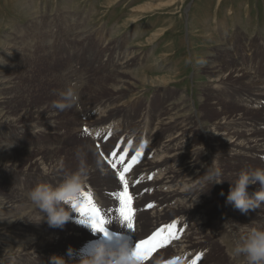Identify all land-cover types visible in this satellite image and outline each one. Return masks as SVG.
Instances as JSON below:
<instances>
[{
  "label": "bare ground",
  "instance_id": "bare-ground-1",
  "mask_svg": "<svg viewBox=\"0 0 264 264\" xmlns=\"http://www.w3.org/2000/svg\"><path fill=\"white\" fill-rule=\"evenodd\" d=\"M121 1L123 0H115L114 4ZM131 1L133 2V0ZM161 5L156 4V9H160ZM43 14L46 13L43 12ZM61 20L64 23L67 22V15L65 17L63 15ZM37 21L34 23L36 29L33 32L43 33L40 36L35 34L38 39L34 37L25 39L21 38L22 35H19V37L16 36V39L19 38L17 40L18 44L12 45L9 42L10 38H7L0 47L1 131L13 129L21 133L23 132L22 129L26 128L32 133L42 135L55 127L57 112L54 110L41 108L28 115L12 107L13 96L11 91L16 85L10 77L9 63L16 60L18 53L31 58H34V53H37L36 55L43 54L45 59H51L48 67L52 70L50 71L53 73L57 86L54 89V94L59 99L60 92L64 91L71 82L78 81L79 74L86 73L85 66L79 67L81 64L78 63V59H75L77 61L75 67L73 63L66 64L64 58L63 61L61 60L64 63L62 65L63 69L61 68L57 73L54 68L50 67L56 65V58L52 54L53 51L50 50L52 40L47 43L44 33L51 32V34H59L61 37L62 35L53 31L57 28L53 23L40 25ZM85 24L69 25L70 29L65 30L72 34L78 31L76 32L77 36H63L69 47H73L71 48L73 52L79 51L83 43L95 42L98 49L100 48L98 43H101V46H106L105 41H93V37L85 35V32L80 34L82 31L94 29V27ZM163 31L164 29L159 30L156 34L157 39ZM37 41L39 44L35 45ZM232 41V39L227 38L223 47L229 55L237 51L235 43ZM260 46L254 42L245 43L248 58L236 57L235 62H232V64L220 62L221 64L214 72L215 75L221 74L222 82L225 80L224 70H228L230 74H235L234 77L238 80L237 85L242 90L239 98L245 99L246 104L251 103L253 105L250 109L254 114L250 121H245L243 116L240 115L231 120H220L219 118L205 123L201 110L195 104L192 106L190 96L184 94L170 98L168 104L163 109L157 110L154 119H150V121L148 116H136L132 111L137 98L134 100L128 98L140 94L141 90L138 88V84L144 86L146 81L140 82L132 75L131 71H128L131 65L129 58L131 55L128 50L127 53L123 52L124 55L117 52L118 54L110 58L107 68L109 67L111 70L109 69L108 73L104 71L106 74H101L96 79L93 78L92 81L88 79L84 83V86L79 89L80 101L76 106L61 111L62 115L71 113L67 119L69 131H72L70 135L78 134L80 137V143L75 144L78 146L67 152L68 160H72L71 156L74 159L77 158L78 162H80L81 157L86 159L90 174L85 191L91 192L92 195L97 193L99 205H95L105 214V219L111 221L105 224L107 235L93 231L90 226L86 227L75 223L74 220L78 218V213L72 214L73 221L68 222L62 230L50 227L46 218L38 224L30 222V219L35 220L42 215L28 199V193L36 186L30 187L29 190L25 189L22 184L12 185L11 180L19 175L34 180L39 176L42 177L43 181L47 177L46 180L49 179L50 185L55 187L63 183L66 176L60 170L61 163L47 159L41 153H37V157L30 161L31 163L27 168H23L24 170L18 172L22 169L20 168V161L11 157V149L8 144H1L0 142V264H32L42 254H45L43 256L46 257H61L68 264L66 257H71L74 254L73 257H75L77 253V255L86 258L90 250L96 245L103 244L112 248V239L116 235L119 238L128 240L130 245L134 247L141 240L149 239L157 232L161 233L160 239L166 243L165 248H156L155 253L165 250L164 256L166 258L159 260L161 263L165 260H173L179 264H191L199 256L197 253L200 251L199 249L214 241L207 234L204 221L193 222L195 215H198L201 211L198 201L201 195L199 191L195 190V184L189 185L192 180L200 183L210 169L212 163L211 148L216 146L220 155L227 153L241 155L247 161H250L253 157L259 158L261 156L264 162V130L261 128L264 126V117L258 118L264 112V84L262 82L264 63L261 72L257 70L256 65L259 58L264 56ZM56 48L54 50H57ZM116 50L120 49L117 48ZM93 58L89 57L88 59L95 67L106 63V60L101 61L102 57L100 56H93ZM254 64L256 66L253 67ZM87 66L90 67V65ZM53 77L48 74V81L54 83ZM104 79H110L108 87L116 96L107 100L100 99L98 104L94 103V98H97L101 92L99 83ZM95 105H99L101 108L90 118L88 114L95 109ZM255 114L256 118L254 117ZM120 117L131 118L130 125L123 129V127L116 126L114 122H111ZM154 121L156 122L154 123ZM147 125H150L151 128L154 126V128L150 130ZM253 125L261 128L262 132L255 129ZM114 126L119 128V132L113 131ZM86 129L87 131L84 132ZM175 129L179 130L177 135H172L161 142L162 136ZM132 132L135 133V140L130 136ZM97 133H99V136H97ZM50 134L57 135L56 132ZM142 136L148 142L146 149L138 151L134 146H128L125 150L134 160L129 173H125L128 194L132 198L131 208L134 228L131 230L127 228L118 213L114 211L119 207V202L116 199L117 193L119 194L124 190V185L119 180L117 167L112 168V163H108V166L101 157V151L106 146L114 144L118 137L124 139L125 143L129 142V145H135ZM54 137L61 142L64 140L60 136L58 138ZM112 147L106 148L108 154L113 150ZM132 150L134 151L132 152ZM33 151L35 149L29 145L23 149V157H27ZM137 152L142 154L137 157ZM122 154L123 151L120 150V155L123 156ZM152 155H155V157L152 158ZM68 164L70 162L66 163L64 167ZM260 168H264V163ZM191 174L193 175L190 177ZM212 187L215 188L213 193L214 203L218 205L221 211V235L242 238L253 228L260 226L264 228V220L252 217L243 223L242 228H238L233 223L234 221H232L230 215L222 208L226 201V195H221L222 191L217 189V184ZM258 190V184L248 188L250 194ZM149 209L151 210L148 213H142ZM183 222H192V224L190 227L184 228ZM177 224L185 232L178 230L176 228ZM172 225H175V227L170 228L169 226ZM170 233L175 238L171 239V243L168 245L167 239ZM48 238L57 240L55 244L57 246L47 249L44 244ZM64 242L75 243L74 246L77 245L78 248L58 246ZM89 245L91 247L88 248ZM69 249H72L71 256L68 253ZM155 253L144 260V264H156L151 263V260H153L151 257ZM159 254H162V252L157 255ZM208 258L210 256H206L204 260ZM228 264H243V257H236Z\"/></svg>",
  "mask_w": 264,
  "mask_h": 264
},
{
  "label": "rangeland",
  "instance_id": "rangeland-1",
  "mask_svg": "<svg viewBox=\"0 0 264 264\" xmlns=\"http://www.w3.org/2000/svg\"><path fill=\"white\" fill-rule=\"evenodd\" d=\"M114 3L115 0H0V47L7 38H10L9 42L12 45L18 44L19 38L16 39V36L19 37V35L25 39L29 37L38 39L36 35L40 36L43 33L33 32L36 29L34 23L37 20L40 25L53 23L57 27L53 31L59 32L62 37L59 34H51V32L44 33L47 43L52 40L50 50L53 51L52 54L56 58V65L50 67L54 68L57 73L64 65L62 63L64 58L66 64L73 63L75 67L78 61L81 64L80 68L86 67V73L79 74L77 82L88 79L92 81L93 78L96 79L101 74L108 73L109 69L111 70V68H107L110 58L118 53L124 55L123 52L129 51L131 65L128 71H131L132 75L140 82L146 81L144 86L138 84V88L141 90L140 94L128 98H133L132 100L137 98L132 111L136 116H148L150 121V119H154L157 110L163 109L168 104L170 98L184 94L190 96L192 106L195 104L201 110L205 123L219 118L220 120H231L240 115L245 121L252 119L254 112L250 108L253 105L246 104L245 99L239 98L242 90L237 85L238 80L234 77L235 74L224 70L225 80L222 82L221 74L215 75L214 72L218 69L220 62L232 64L236 57L248 58V52L245 50L247 42L261 45L260 49L264 52V0H133V2L123 0ZM156 4H162L160 9H156ZM63 15L64 17L67 15L65 23L61 20ZM134 16L137 17L134 18ZM84 23L94 29L82 31L80 34L85 32V35L93 37V41H105L106 46H101L102 44L98 43L100 46L98 49L95 42L83 43L79 51L73 52L71 49L73 47H69L64 37L67 35L77 36L76 32L78 31L72 34L65 30L70 29L69 25L76 26V24ZM160 29H164V31L158 35L157 39L156 34ZM98 31L99 33H97ZM227 38L232 39L237 48V51L232 55H229L223 48ZM38 44V41L35 42V45ZM55 47L57 50H54ZM117 48L120 50H116ZM34 54V58H31L18 53L16 60L9 63L10 77L16 85L11 91L12 107L28 115L41 108L54 110L57 112L55 127L42 135L32 133L26 128H23L21 133L10 128H8L9 131L0 130V142L8 144L11 149V157L20 161L22 169L18 172L27 168L30 161L37 157V153H41L47 159L61 163L60 170L67 176L75 172L79 166L80 162L77 158L74 159L71 156L72 160H68L67 152L78 146L75 144L80 143V137L78 134L70 135L72 131H69L67 119L71 113L62 115L61 111L54 107V103L58 102L59 98L54 94V89L57 86L52 70L48 67L51 59H45L43 54ZM93 56L102 57L101 61L106 60V63L95 67L88 59L89 57L94 59ZM263 63L264 56L260 57L256 64L259 72L263 68ZM256 65L254 64L253 67ZM48 74L52 75L54 83L48 81ZM145 76L148 78H143ZM262 82L264 84V76ZM109 83L110 79H104L99 83L101 92L97 98H94V103L98 104L100 99L107 100L116 96L109 89ZM95 106V109L88 114L90 118L101 108L99 105ZM254 117H257L256 114ZM261 117H264V112L258 118ZM130 121L129 117H120L111 122L124 129L130 125ZM147 126L150 127V130L154 128V126L152 128L150 125ZM254 128L261 132V128L264 130V126L261 128L254 126ZM52 132H56L57 135H51ZM84 132L86 131L84 130ZM178 133L177 129L171 131L161 137V142ZM54 136L57 138L60 136L64 140L61 142ZM142 138L146 140L145 137L142 136ZM114 144H110L106 148L114 146ZM29 145L35 151L30 152L27 157H23V149ZM122 145L117 150L118 157L121 156ZM128 146L129 142L125 143L124 151ZM106 148L101 151V157L109 166L108 163L111 162L106 159L108 156ZM126 153L128 154V152ZM211 153L210 168H218L222 173L220 179L223 181L217 184V189H220L226 197L231 183L238 179L242 171L260 168L264 163L261 156L253 157L247 161L241 155L232 153L220 155L216 146L211 148ZM122 155L125 157L124 153ZM153 157L155 155H152ZM68 162L70 164L64 167ZM121 170L117 168L116 171L120 172ZM46 178L43 181L39 176L34 180L19 175L11 180V184H22L25 189L30 190V187L37 186L41 182L50 185V180H46ZM191 184H195V190L200 192L202 198L198 200L201 211L195 215L193 222L204 221L207 234L214 240L199 249L200 251L197 253L200 260L197 261V264L231 263L232 259H236L231 251L233 238L231 235L220 234L221 211L214 203L215 188L210 185H208L211 187L209 190L208 187H203L204 179L200 183L192 180L189 185ZM222 208L230 215L238 228H242L243 223L250 217L264 220V204L259 209L250 210L247 214H241L232 205L226 204V201ZM150 210L142 213H148ZM183 224L184 228H188L192 222H183ZM56 243L57 240L54 238H48L45 240L44 246L49 249L52 246H57ZM74 244L64 242L58 246L78 248ZM87 247L89 248L91 245ZM160 252L162 254H159L155 260L150 258L151 263L166 258L165 250H161L155 255ZM43 255L45 254L39 256L32 264H51L52 256ZM74 255L65 258L68 264H80L83 257L77 253L75 257H73ZM206 256H210V258L204 260ZM161 264L179 263L165 260Z\"/></svg>",
  "mask_w": 264,
  "mask_h": 264
},
{
  "label": "clouds",
  "instance_id": "clouds-1",
  "mask_svg": "<svg viewBox=\"0 0 264 264\" xmlns=\"http://www.w3.org/2000/svg\"><path fill=\"white\" fill-rule=\"evenodd\" d=\"M204 63V61H201ZM86 81H73L64 91L59 93V101L54 103V107L60 111L70 109L78 104L79 89L84 86ZM114 132H119V128L113 127ZM135 140V133H130ZM138 151L147 148L148 142L141 138L135 145ZM79 155V154H78ZM90 169L86 159L80 158V163L75 172L68 174L63 183L53 187L52 185L41 183L28 193V199L38 209L42 215L35 220H29L33 223H40L46 218L47 223L52 228L64 229L65 225L73 221V213H78V218L74 222L89 227L86 216H82L78 211L83 206L81 194L85 191ZM222 173L218 168H210L204 176L203 187H211L221 183ZM259 185V190L250 194L248 188L253 185ZM208 187V190L211 188ZM207 190V191H208ZM221 195H224L221 192ZM226 204H230L241 212L247 214L250 210H256L264 204V168L242 171L238 179L231 183L226 197ZM111 221H108L110 223ZM232 255L243 257V264H264V228H253L247 236L242 238H233L231 241ZM69 256L72 255V249L68 250ZM51 264H66L61 257H52ZM80 264H144L143 258L136 252L135 246L132 247L125 242L118 248L112 249L103 244L96 245L89 252L86 258L81 259ZM156 264H161L157 261Z\"/></svg>",
  "mask_w": 264,
  "mask_h": 264
},
{
  "label": "snow or ice",
  "instance_id": "snow-or-ice-1",
  "mask_svg": "<svg viewBox=\"0 0 264 264\" xmlns=\"http://www.w3.org/2000/svg\"><path fill=\"white\" fill-rule=\"evenodd\" d=\"M85 131H87V129ZM97 136H99V133H97ZM141 154H142L141 152H137L136 155L137 157H139ZM111 167L114 169L117 167L115 159H113ZM129 171H130V166L124 167L119 172V180L124 185V190L116 196V199L119 202V207L116 208L114 211L118 213L120 219L127 225V228L132 230L134 228L133 212L131 208L132 198L128 194V183L125 177V173ZM81 198L83 201V206L78 209L80 214L82 216L87 217L86 222L93 231L101 232L104 233V235H107L105 224L108 223V221L105 219V214L102 213L100 208H98L95 205V202L92 197V193L84 191L81 194ZM169 227L174 228L175 225ZM160 236L161 233L157 232L149 239L141 240L139 243L135 244L136 252L143 258V260L148 259L149 253L154 251L158 246H162L165 243L164 240L160 239ZM173 238H175L174 235L170 233L168 239H173ZM199 260L200 257L197 256L195 260H193L192 264H197V261Z\"/></svg>",
  "mask_w": 264,
  "mask_h": 264
}]
</instances>
